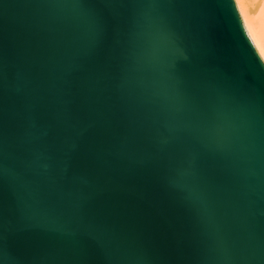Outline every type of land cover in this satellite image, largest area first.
Instances as JSON below:
<instances>
[{
    "label": "water",
    "instance_id": "95a60500",
    "mask_svg": "<svg viewBox=\"0 0 264 264\" xmlns=\"http://www.w3.org/2000/svg\"><path fill=\"white\" fill-rule=\"evenodd\" d=\"M0 264H264L233 0H0Z\"/></svg>",
    "mask_w": 264,
    "mask_h": 264
},
{
    "label": "bare ground",
    "instance_id": "6f19581e",
    "mask_svg": "<svg viewBox=\"0 0 264 264\" xmlns=\"http://www.w3.org/2000/svg\"><path fill=\"white\" fill-rule=\"evenodd\" d=\"M244 29L264 63V0H233Z\"/></svg>",
    "mask_w": 264,
    "mask_h": 264
}]
</instances>
